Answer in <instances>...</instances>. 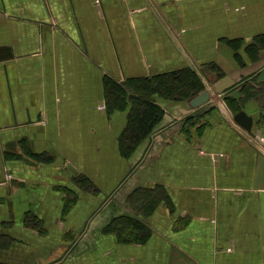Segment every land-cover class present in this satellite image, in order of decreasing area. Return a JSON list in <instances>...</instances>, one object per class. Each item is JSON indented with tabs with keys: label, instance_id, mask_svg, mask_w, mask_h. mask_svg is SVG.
I'll return each mask as SVG.
<instances>
[{
	"label": "crops",
	"instance_id": "obj_1",
	"mask_svg": "<svg viewBox=\"0 0 264 264\" xmlns=\"http://www.w3.org/2000/svg\"><path fill=\"white\" fill-rule=\"evenodd\" d=\"M260 35L264 0H0V264H264V107L245 103L249 133L225 100L264 82ZM185 67L205 89L155 96L123 154L131 104L109 112L106 79ZM126 216L145 240L112 231Z\"/></svg>",
	"mask_w": 264,
	"mask_h": 264
},
{
	"label": "trees",
	"instance_id": "obj_2",
	"mask_svg": "<svg viewBox=\"0 0 264 264\" xmlns=\"http://www.w3.org/2000/svg\"><path fill=\"white\" fill-rule=\"evenodd\" d=\"M245 48L251 59H257L264 49V35L255 38L254 42L246 45ZM235 56L241 57L238 51L235 52ZM212 67L219 70L216 64H212ZM223 76V72L220 71L219 77ZM239 88V96L236 97L232 94L225 95L226 103L233 111H241L249 99L257 100L264 107V82L254 85L252 81L248 80L241 82ZM204 89L205 84L201 76L191 67L130 80L124 84L112 79H106L105 97L107 110L114 112L124 109L127 105L131 104L127 126L120 136V147L123 154H131L161 121L164 113L157 103L155 96L172 100H186ZM157 191L155 193L153 191V195L144 194L137 196V200L141 202L145 210L154 209L153 200L156 197L160 196L162 200L168 198L162 188H157ZM120 219L119 223H115L111 227L112 231L120 238L133 235L137 237H130V240H145L148 237L150 230L143 223L138 226L139 230H136L135 234L133 233L134 230L131 229L130 232L125 233L127 232V227L131 225L132 220L127 216ZM136 221L139 222L138 220Z\"/></svg>",
	"mask_w": 264,
	"mask_h": 264
},
{
	"label": "water",
	"instance_id": "obj_3",
	"mask_svg": "<svg viewBox=\"0 0 264 264\" xmlns=\"http://www.w3.org/2000/svg\"><path fill=\"white\" fill-rule=\"evenodd\" d=\"M235 81L230 76L221 78L215 84V90L217 93H223L226 89L231 87ZM234 121L243 127L247 132L252 133L253 117L248 115L244 110L237 112L234 117Z\"/></svg>",
	"mask_w": 264,
	"mask_h": 264
},
{
	"label": "built area",
	"instance_id": "obj_4",
	"mask_svg": "<svg viewBox=\"0 0 264 264\" xmlns=\"http://www.w3.org/2000/svg\"><path fill=\"white\" fill-rule=\"evenodd\" d=\"M105 107V105H103V108Z\"/></svg>",
	"mask_w": 264,
	"mask_h": 264
},
{
	"label": "rangeland",
	"instance_id": "obj_5",
	"mask_svg": "<svg viewBox=\"0 0 264 264\" xmlns=\"http://www.w3.org/2000/svg\"><path fill=\"white\" fill-rule=\"evenodd\" d=\"M103 107V106H102Z\"/></svg>",
	"mask_w": 264,
	"mask_h": 264
}]
</instances>
